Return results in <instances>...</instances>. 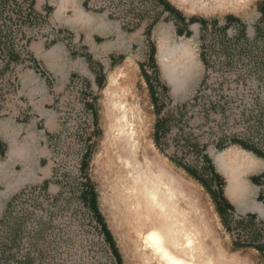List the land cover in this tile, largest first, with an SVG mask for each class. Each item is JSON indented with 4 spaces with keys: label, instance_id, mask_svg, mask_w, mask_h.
<instances>
[{
    "label": "rangeland",
    "instance_id": "374dc122",
    "mask_svg": "<svg viewBox=\"0 0 264 264\" xmlns=\"http://www.w3.org/2000/svg\"><path fill=\"white\" fill-rule=\"evenodd\" d=\"M35 1L33 5L39 21L27 28L33 33L28 42L32 60L31 63L30 60L22 62L30 66H35L31 53L33 41L53 44L61 35L69 49H75L76 45L73 35L69 34L72 31L61 32L65 27H58L52 20V12L48 10L51 0H45L49 8L42 10L35 7ZM80 1L71 0V8H81ZM168 1L174 6V13L188 21L193 20L191 31L186 35L179 36L177 22L171 17L166 18L160 7L151 1L143 7L135 4L126 9L120 7L113 15L104 8L87 7L83 3L81 9L86 13H102L128 33L122 42L111 34L97 43H105L111 50L121 43L119 50L124 52L115 55L117 60L130 56L139 65L137 75L132 73L130 77L133 97L126 99L136 116H141L137 123V145L128 151L127 141L118 139L107 149L108 153L102 148L106 127L109 137L112 135L109 117L102 114L105 84H97L82 75L72 76L54 102L58 127L49 137V160L51 179L56 188L31 186L36 190L34 195L21 200L17 193L5 208L3 196L0 197V264H146L141 259L140 241L130 224L131 209L124 203V195L121 197L123 190L118 189L121 186L116 175L123 172L117 170L118 151L127 154L135 173L150 163L170 175L179 188L188 221L197 228L198 238L215 264L233 260H239V264H264V253L255 250V246L264 244V236L258 228L254 229V223L263 224L264 217L252 218L253 225L251 217L241 219L247 221L246 224L234 223L229 214L222 218L215 204L216 198L221 197L220 185L222 191L225 189L229 196H234L230 191L234 185L230 187V180L219 162L235 147L243 149L233 140L244 141L264 152V24L260 12L264 0H243L241 9L210 14L184 10ZM71 12L72 9L68 13ZM229 16L238 18L240 23L233 22L226 30L227 37H223L220 29ZM204 20L207 25L203 29L201 23ZM212 20L217 21L215 26ZM241 24L245 26L247 39L238 36ZM162 35L166 36L163 46ZM174 47L186 49L191 58L188 75L179 74L187 80L183 79L179 85L170 83L162 68L161 50L171 59L169 53L177 50ZM149 52L152 54L150 61ZM105 58L108 60L107 56ZM1 59L0 67L3 65ZM36 68L44 70L42 66ZM143 72L151 79L157 76L162 84L157 85V101L151 97L142 78ZM3 83L1 80L0 96L4 100V96L13 94V88ZM161 86L166 89L162 90ZM82 92L91 97L89 107L94 122L91 142L84 144L77 132L80 127H76L71 117L67 127V119L60 122L57 107L65 93L74 96ZM245 151L251 160L241 169L240 179L236 181L241 193L248 189L254 172H259L256 169L259 160L249 150ZM230 158L233 162L236 157L231 154ZM187 169L199 175L206 187ZM214 171L219 174V179L213 177ZM263 185L262 181L259 189L264 203ZM91 195L94 207L90 203ZM229 222L231 229L226 228ZM103 224L110 233L112 244L106 238ZM242 225H247L248 229Z\"/></svg>",
    "mask_w": 264,
    "mask_h": 264
},
{
    "label": "crops",
    "instance_id": "0c3cea01",
    "mask_svg": "<svg viewBox=\"0 0 264 264\" xmlns=\"http://www.w3.org/2000/svg\"><path fill=\"white\" fill-rule=\"evenodd\" d=\"M150 1L160 7L163 15H167L166 18L171 17L177 22L176 32L179 36L191 31L193 23L174 13L175 8L168 0ZM83 3L87 6L88 0L80 1L81 8ZM49 5L51 8L45 0L35 1L38 10H51L52 20L58 27H65L61 32L72 31L73 34H69L73 35L76 45L75 49H69L61 35L53 44L33 41L31 53L35 66L18 62L12 57L0 67V81L13 88V94L4 96V104L0 107V197L3 196L4 208L15 194L19 195L26 187L43 185L49 189L56 188L51 179L49 137L58 127L55 97L65 88L69 79L74 75H82L97 84H105L108 73L127 60L133 63L136 75L139 70V65L130 56L117 60V56L124 52L119 50L121 43L114 50L105 46V43H97L111 34L120 40L128 36L114 21L102 13H86L79 7L73 10L71 0H51ZM70 9L72 12L69 14ZM130 50L133 51V44ZM150 55L149 52L148 61ZM92 60L94 62L91 64ZM37 65L44 70L38 71ZM93 68L95 69L91 71ZM142 78L150 83L154 97L157 96L156 90L161 84L159 78L155 76L148 81L144 76ZM155 100L157 101L156 98ZM253 154L259 160L256 167L259 172H254L251 176L248 189L234 196H229L223 189L222 197L225 202L222 199L215 200L216 207L223 216L217 210L218 214L222 218L226 214L231 215L234 223H245L247 221L241 219L251 217L250 223L253 225L252 218L264 217V203L261 202L262 194L259 189L260 183L264 181V157ZM234 214L240 216L236 217ZM257 227V223H254V229ZM226 228L231 229L230 222L226 224ZM244 229L247 230L248 226ZM257 251L263 254L264 248Z\"/></svg>",
    "mask_w": 264,
    "mask_h": 264
},
{
    "label": "bare ground",
    "instance_id": "6f19581e",
    "mask_svg": "<svg viewBox=\"0 0 264 264\" xmlns=\"http://www.w3.org/2000/svg\"><path fill=\"white\" fill-rule=\"evenodd\" d=\"M171 1L184 10L200 11L204 14L236 11L244 5L243 0ZM165 35L161 36L162 46L165 43L163 42L166 39ZM161 52L162 68L166 78L170 83L179 85L185 79L179 74L187 73L188 75L190 54L186 49L178 48L174 50V53H169L172 56L170 59L166 53L162 50ZM132 73H134L133 64L127 60L116 66L107 75L103 88L102 114L104 117H109L111 127L109 131L112 135L109 137L106 127V137L101 143L102 148L106 150L113 147L118 139L127 141L128 151L136 148L137 123L141 120V116H136L133 108L126 103L127 97L132 98L134 94L130 79ZM231 154L236 157L232 159L233 162H231ZM126 155L125 153L120 154V151L117 152V170L122 169L123 172L116 175V180L121 186L118 189L123 190L124 194L121 192V197L124 195V203L127 204L125 205L131 209L130 224L132 231L140 241L138 244L143 249L141 259L146 264H215L211 254L205 251L198 238L197 228L188 221V212L184 208L179 188L177 189L169 177L170 175L168 176L161 167L157 169L150 163L145 164L143 168L138 169V173H135L134 165ZM250 160L248 153L238 147H235L226 157L219 159L227 178L230 180V187L234 185L230 188L232 195L241 193L242 189L236 181L240 179L238 175L241 169ZM228 262L225 261V264L240 263L239 260Z\"/></svg>",
    "mask_w": 264,
    "mask_h": 264
},
{
    "label": "built area",
    "instance_id": "2783aa9c",
    "mask_svg": "<svg viewBox=\"0 0 264 264\" xmlns=\"http://www.w3.org/2000/svg\"><path fill=\"white\" fill-rule=\"evenodd\" d=\"M147 1L150 0H88L87 6L104 8L106 12L113 15L118 13L120 7L126 9V7H134V4L143 7ZM33 4L34 0H0V57L3 64L8 63L12 57L16 58L18 62L30 60L31 63L32 58L29 54L28 42L33 38V33H30L27 28L39 21V14L36 13ZM121 10L123 11V9ZM11 54H13L12 57ZM71 96L65 93L59 99L57 106L59 121L62 122L67 119L65 125L67 127L70 117L73 118L76 127H80L77 132L81 141L83 144L89 143L94 131L93 114L89 107L91 97L86 96L84 92ZM3 103L4 100L0 96V105ZM35 193L36 190L32 187H26L19 194V199L28 200ZM257 225L258 231L264 236V223H257Z\"/></svg>",
    "mask_w": 264,
    "mask_h": 264
},
{
    "label": "trees",
    "instance_id": "16d2710c",
    "mask_svg": "<svg viewBox=\"0 0 264 264\" xmlns=\"http://www.w3.org/2000/svg\"><path fill=\"white\" fill-rule=\"evenodd\" d=\"M260 12H261V22H263V24H264V2H263V4H262V6H261ZM226 21H227L226 24L220 29V31L222 30V36H223V37H227L226 30L229 28V26H230L233 22H236V23H238V24L240 23V20H239L238 18H236V17H232V16H229L228 18H226ZM190 22H193V20L191 19ZM212 24L215 26V25L217 24V21H216V20H212ZM206 25H207V21L204 20V21L201 23V27L204 29V28L206 27ZM263 34H264V27H263ZM238 36H239L240 38L247 39L246 32H245V26H244L243 24L240 25V30H239ZM151 57H152V54L150 55V59H151ZM144 73H145V72H143V75H144L146 81H148L149 76H147V75L144 74ZM147 85H148V87H149V90L151 91V97H152V99L155 101L156 96L154 97V94H153L154 92L152 91V88H151L150 83L147 82ZM161 89H162V90H165L166 87H165V86H162ZM156 133H158V126H157V129H156ZM233 142L239 144V145H240L243 149H245V150L252 151V152L255 153L256 155L264 157V152H262L261 150H257L256 148H254L253 146H251L250 144H248V143H246V142H244V141H241V140H233ZM205 157H206V158H205ZM205 157H204V159L207 160L208 163H210V160H209L208 156H205ZM84 165H85V164H84ZM187 170L190 172V175H191L192 177H194L195 179H197L199 182H201V183L206 187V184L202 181V179L199 177V175H195L194 172L191 171V170H189V169H187ZM213 177H214L215 179H219V178H218V177H219V174H218L217 172L214 171V173H213ZM221 187H222V186L220 185L219 190H220V193H221V197L218 198V199H222V201L225 202L224 199H223V197H222V193H223V191H222ZM15 197H16V196H15ZM15 197H14V198H15ZM90 197H91V201H90L91 206L94 207V199H93V195H91ZM216 200H217V199H216ZM12 201H13V200H11L10 202H12ZM224 204H226V203H224ZM217 210H218V212L220 213L219 208H217ZM220 214L223 216L222 213H220ZM99 217H100V216H99ZM102 228L107 232V236H106V238L109 239V243L112 244L111 237H110V233H109V231L107 230V228H106V226H105L104 224H103ZM255 248H256L257 250H261L262 248H264V244H263V245H257V246H255ZM113 251H114L115 255H117L116 250L113 249ZM117 256H118V255H117Z\"/></svg>",
    "mask_w": 264,
    "mask_h": 264
}]
</instances>
